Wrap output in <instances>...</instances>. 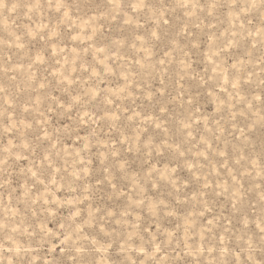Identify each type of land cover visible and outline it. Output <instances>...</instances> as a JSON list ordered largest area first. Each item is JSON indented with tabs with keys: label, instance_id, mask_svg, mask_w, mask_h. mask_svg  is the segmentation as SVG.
<instances>
[{
	"label": "rangeland",
	"instance_id": "374dc122",
	"mask_svg": "<svg viewBox=\"0 0 264 264\" xmlns=\"http://www.w3.org/2000/svg\"><path fill=\"white\" fill-rule=\"evenodd\" d=\"M0 264H264V0H2Z\"/></svg>",
	"mask_w": 264,
	"mask_h": 264
},
{
	"label": "snow or ice",
	"instance_id": "6c2138e0",
	"mask_svg": "<svg viewBox=\"0 0 264 264\" xmlns=\"http://www.w3.org/2000/svg\"><path fill=\"white\" fill-rule=\"evenodd\" d=\"M0 6H3L2 0H0Z\"/></svg>",
	"mask_w": 264,
	"mask_h": 264
}]
</instances>
